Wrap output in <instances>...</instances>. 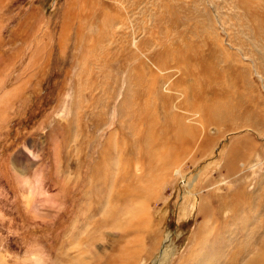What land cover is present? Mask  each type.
<instances>
[{"label":"rangeland","instance_id":"374dc122","mask_svg":"<svg viewBox=\"0 0 264 264\" xmlns=\"http://www.w3.org/2000/svg\"><path fill=\"white\" fill-rule=\"evenodd\" d=\"M228 7L0 0V264H264V39Z\"/></svg>","mask_w":264,"mask_h":264},{"label":"bare ground","instance_id":"6f19581e","mask_svg":"<svg viewBox=\"0 0 264 264\" xmlns=\"http://www.w3.org/2000/svg\"><path fill=\"white\" fill-rule=\"evenodd\" d=\"M219 1V0H217ZM227 3H228V6L230 5L229 8V13L230 10H234V13H235V17L234 18H237L239 20L240 23L244 24V26L255 36L259 37V38H262L264 39V0H226ZM225 2V1H224ZM226 15V14H225ZM227 16V15H226ZM229 16V15H228ZM237 16V17H236ZM230 17V16H229ZM227 19V18H226ZM236 20V19H235ZM219 22V20H218ZM223 26V25H222ZM221 30H222V27H221ZM224 31V30H223ZM222 31V32H223ZM230 33L228 32H225V35H226V38L227 40L230 42V36H229ZM214 37V36H213ZM244 38V36H243ZM223 39V38H222ZM247 39V37H246ZM234 40V39H233ZM220 40L219 39H216V45L218 47H220V44H219ZM230 45V44H229ZM231 50L233 47H230ZM238 52H230V53H227V58L230 59V58H233L234 57V61H237L240 57V55H244L246 56V54L243 52V50L241 49H237ZM243 56V57H244ZM242 58V56H241ZM244 60V59H243ZM251 60V59H250ZM252 61V60H251ZM255 72H256V75L257 76H260V77H263V75L260 74L259 70L258 69H255ZM165 90V89H164ZM181 94V93H180ZM174 106V105H173ZM198 114V113H197ZM188 121V120H187ZM181 129H184L183 127H180V130ZM187 131V135H190L188 136L189 138H192V135L194 134L192 130H186ZM156 135V134H155ZM179 138H180V141L178 139V137H174L175 139L174 140V143L175 144H181V142L183 143L184 142V138L180 137V135L178 134ZM188 142V141H187ZM174 143H171V145L167 144V142L165 143V147L166 148H170L172 146H174L173 144ZM176 146V145H175ZM147 153H152V150L151 148H148L147 150ZM144 168V167H143ZM31 200V199H30ZM165 250H162L161 251V256L159 258L158 263H162V261L165 258ZM166 261V260H165Z\"/></svg>","mask_w":264,"mask_h":264}]
</instances>
